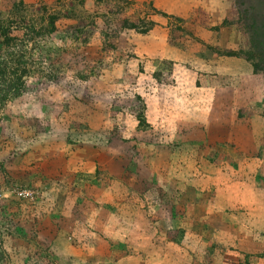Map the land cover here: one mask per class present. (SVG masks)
<instances>
[{
    "label": "rangeland",
    "instance_id": "374dc122",
    "mask_svg": "<svg viewBox=\"0 0 264 264\" xmlns=\"http://www.w3.org/2000/svg\"><path fill=\"white\" fill-rule=\"evenodd\" d=\"M264 0H0V264H264Z\"/></svg>",
    "mask_w": 264,
    "mask_h": 264
},
{
    "label": "trees",
    "instance_id": "16d2710c",
    "mask_svg": "<svg viewBox=\"0 0 264 264\" xmlns=\"http://www.w3.org/2000/svg\"><path fill=\"white\" fill-rule=\"evenodd\" d=\"M262 28H264V24H262Z\"/></svg>",
    "mask_w": 264,
    "mask_h": 264
}]
</instances>
